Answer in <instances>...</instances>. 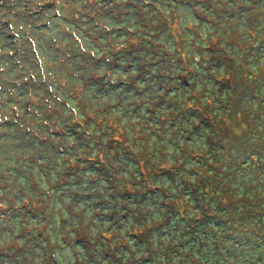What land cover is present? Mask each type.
<instances>
[{
    "label": "trees",
    "instance_id": "1",
    "mask_svg": "<svg viewBox=\"0 0 264 264\" xmlns=\"http://www.w3.org/2000/svg\"><path fill=\"white\" fill-rule=\"evenodd\" d=\"M60 2L53 0L59 11L54 18L63 15ZM250 2L241 11L243 18L235 11L220 18L229 31L200 37L204 52L217 40L223 45L215 49L220 62L210 58V50L201 70H190L199 81L193 83L184 71L181 76L168 72L161 83L165 102L152 104L149 116L124 107L134 113L126 126H117L123 114H101L99 151L89 162L98 173L80 184L87 191L78 198L86 205L84 217L71 224L75 239L71 236L65 250L52 251V264H62L58 257L66 256L78 259L75 264H264V18L249 16L254 10L264 13V0ZM16 3L0 0L14 12ZM180 6L190 8L186 0H175L173 9ZM148 9L159 13L157 7ZM144 36L133 34L111 51L117 54L132 41L149 46ZM193 36L194 31L186 46L193 44ZM153 43L161 50L170 47L166 41ZM167 89L184 93L170 113L163 111L173 98ZM121 91L129 97L135 90ZM123 100L115 99L138 105L142 98ZM158 113L159 124L172 131L152 126ZM83 162H67V172ZM94 232L99 241L92 239Z\"/></svg>",
    "mask_w": 264,
    "mask_h": 264
},
{
    "label": "rangeland",
    "instance_id": "2",
    "mask_svg": "<svg viewBox=\"0 0 264 264\" xmlns=\"http://www.w3.org/2000/svg\"><path fill=\"white\" fill-rule=\"evenodd\" d=\"M4 1L9 6L18 1V11L0 4V264H52L53 255L75 239L74 219L84 217L86 205L78 198L87 191L80 184L98 173L89 162L99 151L101 114H123L117 126H126L134 113L122 111L124 107L149 116L155 110L152 104L165 102L161 83L167 82L168 72L199 81L190 70H201L200 62L210 50V58L220 62L215 49L217 43L223 45L218 40L204 44L210 49L204 52L200 37L229 31L220 18L228 19L234 11L243 18L241 11L251 0H186L190 8L176 10L175 0H61L63 15L57 18L56 8H46L53 0ZM249 16L262 20L264 13L254 10ZM50 20L49 25L36 26ZM187 22L195 28L190 46ZM133 34L145 35L149 46L132 41L117 54L111 51ZM154 41H166L170 47L161 50ZM132 79L134 84L128 81ZM129 86L135 91L127 97L121 90ZM167 92L173 98L163 111L170 113L184 93ZM120 96L123 101L142 100L138 105L117 104ZM153 119L156 131L173 130L159 124V113ZM114 130L111 126L109 133ZM81 159L83 163L67 172ZM58 258L62 264L78 260Z\"/></svg>",
    "mask_w": 264,
    "mask_h": 264
}]
</instances>
